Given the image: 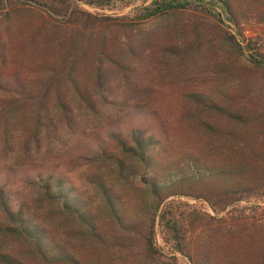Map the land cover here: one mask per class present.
<instances>
[{"label":"rangeland","instance_id":"rangeland-1","mask_svg":"<svg viewBox=\"0 0 264 264\" xmlns=\"http://www.w3.org/2000/svg\"><path fill=\"white\" fill-rule=\"evenodd\" d=\"M152 1H76L81 11L92 15H85L90 20L86 30L76 16L50 15L31 0H16L8 9L0 6V190L4 191L0 223L11 221L4 211L6 202L13 211L22 206L61 239H68L69 229L58 227V216L50 210L39 174L64 179L93 208L101 206L95 178L108 175L138 205L140 174L129 181L114 174L115 158L123 150L113 136L117 130L124 138L137 130L153 132L164 140L172 165L186 173L196 174L197 169L186 165L196 158L215 162L225 155L233 160L241 157L238 141L227 143L228 125L214 104L258 111L251 115L255 120L264 111V71L253 67L247 51L224 40V30L243 35L238 36L240 42L253 38L264 54V0H236L233 20L213 4L211 12L180 10L145 17L144 10ZM11 7L23 11L12 12ZM75 8L73 4L70 12ZM9 12L12 15L7 18ZM218 15L224 21H218ZM79 32L82 39L74 41ZM48 34H53L50 40L45 39ZM98 67L112 77L106 91L96 89ZM71 79L79 80L86 94L94 93L93 110L77 98ZM17 80L23 88L15 86ZM30 93L51 96L44 101L49 108L36 100L20 99ZM57 96L62 97L65 109L58 105ZM207 123L216 131L208 129ZM256 124L244 127L252 129ZM177 184L169 194H182L167 201L173 200V211L186 218L188 252L194 258L208 251L225 255L237 247H231L234 242L248 249L251 239L261 236L258 224L264 220V186L255 184L252 193L227 199L210 196L207 201L198 196L212 190L209 181L204 187L181 180ZM156 245L165 254L175 255L176 264H192L175 251L161 226L156 228ZM1 253L26 264L33 262L27 243L2 232ZM0 264H4L1 259Z\"/></svg>","mask_w":264,"mask_h":264},{"label":"trees","instance_id":"trees-1","mask_svg":"<svg viewBox=\"0 0 264 264\" xmlns=\"http://www.w3.org/2000/svg\"><path fill=\"white\" fill-rule=\"evenodd\" d=\"M15 1L0 0L1 9H8L10 3H16ZM31 1L44 8L50 15L76 16L83 25L82 30H86L90 22L86 16L92 17V15L87 11H81L76 1L90 4L92 1L103 0ZM210 1L153 0L145 8L144 15L152 17L180 10L211 12L213 4L221 8L226 18L233 20L236 0ZM73 4H76V8L70 12ZM12 7V12L23 11ZM10 12L7 13V18L12 15ZM218 17V21H221L220 15ZM82 18H85L84 22L87 24H84ZM45 23L50 25L48 21ZM39 30L44 32L42 29ZM52 35L48 34L45 39L50 40ZM82 36L83 33L79 32L74 36V41H80ZM238 36L243 37L241 34L237 35L224 30V40L232 46L238 47L242 52L247 51L253 67L261 68L264 71V54L261 52L259 43L253 38L248 41L243 39L240 42ZM124 69L127 70V68ZM94 80L96 89L100 91H106L108 85L112 83V77L100 67L96 70ZM55 82V79L50 81V83ZM69 82L76 92L77 98L93 110L97 103L94 93L86 94L80 90L81 85L77 79H71ZM17 84L18 88L23 85L20 80L15 82V86ZM20 96H22L20 99L36 100V103H39L41 107L49 108V102L45 103L44 101L45 98L51 99V96L44 95V99L40 96H32V93L30 96ZM61 98L60 96L56 97L58 105L65 109L66 104ZM214 105H217V110L224 115V120L227 122L228 126L225 130L227 143L232 140L238 141L236 146L241 152V157L237 160L228 158L225 154L223 160H215V162H208L211 159L196 158L195 163L188 161L186 164L190 170L197 169L196 174L194 171L186 173L183 172L184 169L181 166L175 168L172 165L173 162L167 157L164 140L153 132L137 130V133L128 134L127 138H124L121 130H117L113 136L123 147V150L121 149V155L115 158L117 171L114 174L119 180L126 181L134 180L140 174L141 178L138 182L141 186L138 188L139 198L136 199L138 205H134L133 196L132 199L126 197L123 190L119 188L120 185L117 187L108 175H100L95 178L94 185L101 192V206L93 208L90 204L86 205L85 200L74 186L70 184L68 186V183L66 186L64 179L56 178L53 175L43 178V174H39L46 189L50 210L58 216V227L69 229L68 239H61L58 236L60 234L51 226L44 224L42 219L35 214L26 213L22 206L17 211H13L6 202H4V211L11 221H9L10 223L1 222L0 232L16 236L27 243L31 248L33 260L29 264H176L175 255L165 254L157 247V226H161L164 235L175 247V251L187 256L192 264H264V220L258 224L261 236L251 239V247L248 249L242 248L240 244L234 242L231 247H237L230 253L223 255L208 251V253H199L194 258L188 252L187 235L189 230L185 224L186 218L184 214H177L173 211V200L167 201L171 196L182 194L181 192L169 194L171 189L174 190L178 187L177 181L179 180L199 183L201 187H204L205 183L209 181L212 187L211 191H207L209 195L194 194L207 201H210V196H223L227 199L235 197L234 195L237 193L241 195L252 193L255 184L260 187L264 186V176L260 172L264 167V111L254 120L251 115L258 111L249 112L246 110L244 112L234 104L232 106L220 103ZM249 123L257 124L252 129H246L244 126ZM207 126L211 131H216V127L211 123H207ZM239 143L242 145L240 146ZM245 151L248 154L245 155ZM105 157L112 159L107 155ZM173 178L179 180L175 182L172 181ZM0 194L4 197L3 190H0ZM241 199L242 197L236 198V201ZM228 204L229 202H226L222 209ZM97 211H103L104 215L101 216ZM12 220L15 224H12ZM239 239H243V237L239 236ZM17 241L19 242V240ZM0 259L4 264H26L23 260H17L18 257L13 258L7 253H1Z\"/></svg>","mask_w":264,"mask_h":264}]
</instances>
